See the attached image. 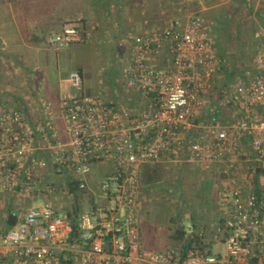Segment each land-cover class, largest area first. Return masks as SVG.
Returning <instances> with one entry per match:
<instances>
[{"label": "built area", "instance_id": "2783aa9c", "mask_svg": "<svg viewBox=\"0 0 264 264\" xmlns=\"http://www.w3.org/2000/svg\"><path fill=\"white\" fill-rule=\"evenodd\" d=\"M75 22L47 33L46 43L80 42ZM161 42L170 55L157 63L148 56ZM224 66L200 15L135 36L115 78L124 103L84 94L80 72L68 74L75 92L60 104L66 141L49 103L32 112L3 94L0 193L18 196L0 221V264H264V45L226 84L218 81ZM177 160L224 167L232 187L217 224L187 225V242L154 252L138 236L142 172ZM25 198L40 202L25 208ZM217 243L224 250L211 254Z\"/></svg>", "mask_w": 264, "mask_h": 264}, {"label": "rangeland", "instance_id": "374dc122", "mask_svg": "<svg viewBox=\"0 0 264 264\" xmlns=\"http://www.w3.org/2000/svg\"><path fill=\"white\" fill-rule=\"evenodd\" d=\"M97 1L98 5L95 6V0H93L94 3L88 0H0V33L5 29L6 33L10 32L8 35H13L10 25L13 26L14 21H17L24 43H32V46L37 45L48 49L51 46L45 41V33L58 31L61 28L59 25L61 21L64 20L63 23H66L65 19L70 17L69 13L72 16L84 18L85 22L96 17L101 22L103 19L107 20L111 15L113 16L117 0ZM101 1L107 2L106 6L103 5L104 8L100 7ZM50 20H54V22L50 23ZM93 38L94 36L91 35L85 41L75 42L66 45V47H52L57 50H49L47 57L53 63L48 69L51 70V77L54 75L53 83L54 81L56 83L57 79L56 90H50L51 94L44 90V78L40 77L43 75L42 73H34L31 66L25 65L22 60L11 54L9 50L3 49L5 47L0 44V96L4 94L6 98L15 97V103L25 102L28 106L30 102L37 100L45 102L42 99L52 100L56 96H69L73 90L64 79H67L70 71L80 68L86 80L92 73L97 75L99 72L100 63L97 60L101 61L102 58L96 60L91 56L97 53V51L94 52L95 41ZM103 49H107V47ZM35 53L36 50L32 49L29 57L35 58ZM64 53L70 55L71 58H63ZM60 56L62 58H59ZM250 60L251 58H245L244 62H239V64L243 66ZM54 108H52L54 114H58V109ZM206 168L202 172L201 170L197 172L195 183L189 189L182 182L176 185L175 178H169L172 174L168 179L163 175L158 179L160 181L158 184L153 183L147 189H142L141 199L145 198L144 211L142 210L141 213L140 209L138 224L141 245L154 252L162 251L166 247L182 244L189 240L186 236L176 241L171 240L169 235L176 229L182 230L187 225H194L208 231L217 224L227 207L222 194L224 190L232 187V183L229 178L221 175L220 172L224 167L208 164ZM180 179L182 180V177ZM55 197H57L55 206L58 208V215L63 217L64 205L58 196H54V199ZM7 200L14 202L17 197L0 194L1 203ZM24 200L27 201L25 208L40 202L37 199L26 200L25 198ZM8 208L0 206V221L5 219ZM16 213L19 214V212ZM223 250L224 246L217 243L212 245L210 252L218 254Z\"/></svg>", "mask_w": 264, "mask_h": 264}, {"label": "crops", "instance_id": "0c3cea01", "mask_svg": "<svg viewBox=\"0 0 264 264\" xmlns=\"http://www.w3.org/2000/svg\"><path fill=\"white\" fill-rule=\"evenodd\" d=\"M105 1H101L100 7L107 5ZM68 15L70 17H67L65 22L73 19L82 26L83 38L81 41H85L91 35L94 36L93 41L96 43H94V52L97 51V53L93 52L94 54L91 56L96 60L97 58H102L101 61L97 60L100 63L98 74L92 73L88 80L85 79L82 70L80 68L77 69L82 76V92L88 95L104 92L121 103L125 101L123 98L124 92L122 91V84L116 82L115 78L120 71V65L123 60L130 57L133 38L138 35L148 36L153 32H159L174 19L185 20L193 15H200L205 19L213 39L216 55L219 58H225L226 66H224V71L226 73H223L218 79L219 83L222 84H226L237 72L238 68L241 67L239 62H244L245 58H254L258 53V48L264 45V0H117L113 16L111 15L107 20L103 19L101 22L96 17L82 23L79 16H72L71 13ZM63 21L59 24L60 27L65 24ZM53 22L54 20L50 23ZM2 23L4 24L5 22L3 21ZM12 25H10V31L14 33L13 35H8L10 32L6 33L5 29L0 33L1 46L5 47L3 49L9 50L14 56H17L25 65L31 66L34 73H42L43 75H40V77L44 78V90L51 94L50 90H56L57 79L56 83L55 81L53 83L52 77L54 75L51 77V70L48 69L53 62L49 60L50 58L47 57V54L53 48L47 49L37 45L32 46V43H24L17 21H14ZM160 45L157 52L153 49L148 56L157 63H161L162 58H168L170 55L168 44L161 42ZM105 47L107 49H103ZM32 49L36 50L35 58L29 57ZM59 58L62 57L60 56ZM63 58H71V56L64 53ZM109 72L111 73L108 74ZM64 81L67 82V79H64ZM74 92V90L71 91L70 95ZM207 95L211 96L212 92L208 91ZM67 97L56 96L52 100L42 99L49 103L51 108L55 107L54 109H58V114L55 113V128L63 141H66L67 136L60 120V104ZM14 98L13 100L16 101ZM0 101H2L1 96ZM41 103L38 100L33 101L27 107L30 111L36 112ZM55 104L56 106H54ZM207 165L206 163L184 160L150 163L144 168L158 173V178L155 179L157 182L155 180L152 182L143 180V189H147L153 183L158 184L160 182L158 179L162 178L163 175L168 179L171 174L172 176L169 178H175L174 182L176 185L182 182L189 189L195 183L197 172L200 170L202 172ZM181 177L182 180L180 179ZM0 194L18 196L16 193ZM144 200L145 198L141 200V213L144 211ZM16 201L10 202L7 200L0 202V206L9 207L8 209H10Z\"/></svg>", "mask_w": 264, "mask_h": 264}, {"label": "trees", "instance_id": "16d2710c", "mask_svg": "<svg viewBox=\"0 0 264 264\" xmlns=\"http://www.w3.org/2000/svg\"><path fill=\"white\" fill-rule=\"evenodd\" d=\"M88 1H90V2H92V3H94L93 2V0H88ZM89 2V3H90ZM95 6H97L98 5V1L97 0H95ZM82 23L83 22H85V19L84 18H81V20H80ZM76 24H78V22H75ZM74 23V24H75ZM79 29H80V31H81V34L83 35V30H82V26H79ZM142 177H143V180L144 181H147V182H152V181H154L155 179H157L158 178V173H156L155 171H153V170H147V169H145L144 168V170H143V172H142ZM156 181V180H155ZM196 227V226H195ZM169 238L171 239V240H173V241H176V240H179V239H182L183 238V229L182 230H178V229H176V230H174L172 233H170V235H169ZM191 241H189V243H190ZM188 243V244H189ZM187 245V244H186ZM185 245V246H186Z\"/></svg>", "mask_w": 264, "mask_h": 264}]
</instances>
